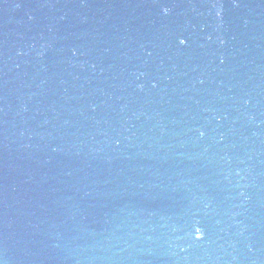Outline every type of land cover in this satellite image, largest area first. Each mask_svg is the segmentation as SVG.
I'll list each match as a JSON object with an SVG mask.
<instances>
[{
  "label": "water",
  "instance_id": "water-1",
  "mask_svg": "<svg viewBox=\"0 0 264 264\" xmlns=\"http://www.w3.org/2000/svg\"><path fill=\"white\" fill-rule=\"evenodd\" d=\"M0 264H264V0H0Z\"/></svg>",
  "mask_w": 264,
  "mask_h": 264
},
{
  "label": "snow or ice",
  "instance_id": "snow-or-ice-1",
  "mask_svg": "<svg viewBox=\"0 0 264 264\" xmlns=\"http://www.w3.org/2000/svg\"><path fill=\"white\" fill-rule=\"evenodd\" d=\"M198 231V230H197Z\"/></svg>",
  "mask_w": 264,
  "mask_h": 264
}]
</instances>
